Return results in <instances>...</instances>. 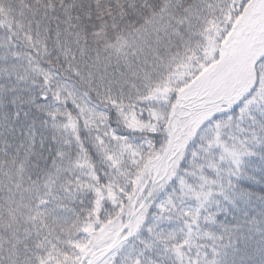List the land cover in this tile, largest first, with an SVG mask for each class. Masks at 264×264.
Here are the masks:
<instances>
[{"label":"snow or ice","instance_id":"obj_1","mask_svg":"<svg viewBox=\"0 0 264 264\" xmlns=\"http://www.w3.org/2000/svg\"><path fill=\"white\" fill-rule=\"evenodd\" d=\"M241 243L264 257V0H0V264Z\"/></svg>","mask_w":264,"mask_h":264},{"label":"trees","instance_id":"obj_2","mask_svg":"<svg viewBox=\"0 0 264 264\" xmlns=\"http://www.w3.org/2000/svg\"><path fill=\"white\" fill-rule=\"evenodd\" d=\"M255 248L256 245L254 243L248 246L241 243L235 255L230 252L227 257H222V259H225L227 264H261V260L264 257L258 254Z\"/></svg>","mask_w":264,"mask_h":264}]
</instances>
